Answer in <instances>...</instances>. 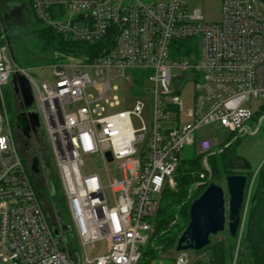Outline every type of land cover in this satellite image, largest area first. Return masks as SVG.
Returning a JSON list of instances; mask_svg holds the SVG:
<instances>
[{
    "label": "built area",
    "instance_id": "built-area-1",
    "mask_svg": "<svg viewBox=\"0 0 264 264\" xmlns=\"http://www.w3.org/2000/svg\"><path fill=\"white\" fill-rule=\"evenodd\" d=\"M30 2L54 32L100 47L93 48L95 57L74 53L36 67L48 71L40 78L14 62L0 34V264H140L150 240L142 233L152 232L183 149L195 144L203 156L200 179L210 172L204 159L213 142L196 140V132L217 124L235 139L253 134L250 103L264 99V6L220 0L219 20L208 23L189 9V0ZM15 73L29 84L38 140L45 152L50 145L55 162L66 209L64 221L55 210V224L4 103L2 88ZM258 116L256 132L264 118ZM60 219L68 232L62 233ZM96 243L104 245L102 254L89 259L85 249ZM187 263L185 253H177L175 264Z\"/></svg>",
    "mask_w": 264,
    "mask_h": 264
},
{
    "label": "rangeland",
    "instance_id": "rangeland-1",
    "mask_svg": "<svg viewBox=\"0 0 264 264\" xmlns=\"http://www.w3.org/2000/svg\"><path fill=\"white\" fill-rule=\"evenodd\" d=\"M145 2H150L152 0H142ZM16 9H20L21 12L16 15ZM189 9H198L200 11L201 17L204 22H217L220 18V0H189ZM12 14V18L16 17V22L11 23V36L14 39L15 42L20 43L19 49L21 50L22 54H20L21 62L24 63L23 66H20V64H17L20 67H23L28 70V73L35 77H42L44 75L48 76V71L43 70L39 71L38 69H35L40 65H31V63H26L27 60H29L28 55L29 52L33 51L31 47L28 45L25 46L23 43L24 38H22L23 32L20 29L19 26H22L25 23V15H29V11L27 8L24 9V0H0V14ZM20 14V16H18ZM23 14V15H22ZM22 15V16H21ZM15 27V28H13ZM18 30H17V29ZM73 54V53H72ZM20 62V63H21ZM46 76V77H47ZM114 85L119 87V90L116 92V96L118 99L122 98V83L120 81L114 82ZM2 94L4 103L6 105L7 113L10 120V125L12 130L14 131V136L16 139V143L19 149V152L25 161L26 164L30 165V160L32 157L36 156L39 161V174L33 175V182L35 185V188L37 190L38 196L42 202L43 208L47 216L49 217L51 223L55 224V210H57L59 213L63 212L64 217L66 218V209L63 207L62 204V197H61V189L58 188L56 178L54 177L56 173V167L55 162L51 154V148L48 143H46L45 150L43 146L40 144L38 140V146H36L32 140L26 139L20 132H18L15 129V116L20 112L19 102L17 98L14 97L12 87L10 83H8L6 86H3L2 88ZM189 89L182 93V100L184 108H189L190 101H189ZM144 106L146 108L150 107V101L144 100L143 101ZM251 111L256 116L252 120V122H249L248 125L250 126V129L253 134H245L239 136V138L236 140L237 137L236 134H231L228 130H225L221 127H219L217 124L210 125L208 129L201 128L196 132V140L201 137H207L211 139L213 142V148L209 156H207L204 160H206L208 167H209V174L205 175L203 179L199 178V175L201 173H204L202 168V159L203 156H199L196 145H188L186 146L182 151V160L185 162V167L192 169L190 172L193 175V182L192 186H190L187 190V197L185 200L177 206L173 210V214L171 217V220L169 221L167 227H171L173 225L178 224L179 227L181 225L187 226V216H183L182 212L188 213V207L193 199V190L197 187L203 186L210 178H212V172H214L216 169H218L223 160L225 158H228V155L230 153H235L236 155L243 157L249 164L250 170H253V173L250 175H247L249 178L246 183V191H245V205H244V211L242 215V221L239 228L238 236L236 237V243H239L240 234L243 227V222L245 218V212L247 208L248 203V197L251 192V189L253 187L255 176L264 162V118L261 120L260 128L256 132V119H259L258 115H264V99H261L259 101H253L250 103ZM120 109V108H118ZM263 111V112H262ZM144 121L146 122L145 117L143 116ZM134 127H136V124H133ZM2 134H6L5 128L2 130ZM233 141V142H232ZM237 141V142H236ZM231 142L227 146V151L223 152L222 149L225 147L223 146L226 143ZM227 145V144H226ZM223 146V147H220ZM220 147V148H219ZM223 155V156H222ZM199 156V158H198ZM194 162L192 166L188 165L189 162ZM183 162V161H182ZM188 162V163H187ZM48 163V166H47ZM199 163V164H198ZM193 167H196V171L193 170ZM49 168V169H48ZM93 169L94 165L89 164L87 166V169ZM238 172V171H236ZM177 171L172 177V188L166 187L169 189H173L176 186V176ZM246 176V174H245ZM224 176L223 173H221L217 178H215L212 182L215 183L218 186L224 187ZM165 188V189H166ZM156 200H158V196H154ZM197 198V197H196ZM168 203V196L163 195L161 198L159 205L161 209H164L167 206ZM171 213V210H169ZM181 211V212H180ZM168 213V212H167ZM166 213V215H167ZM169 214V213H168ZM165 212L161 213V216L165 217ZM186 215V214H185ZM160 213L158 211V217L152 226V232H146L142 233V235L149 236V239L144 245H143V254L142 264H175V260L177 257V253L173 250L163 251L155 255L156 251H159L161 248V242L159 241V238L163 233H165V229H163V225L159 226L160 221ZM162 217V218H163ZM159 218V219H158ZM161 218V219H162ZM184 230V229H183ZM182 230V231H183ZM181 231V232H182ZM226 231V230H224ZM180 232V233H181ZM227 232V231H226ZM151 233V234H150ZM180 235V234H179ZM224 234H217L212 237V249H216L220 243H222V240L224 239ZM177 241V240H176ZM210 242V240H209ZM103 244L96 243L93 248L87 246L85 249V253L88 256V258H93L97 255L102 254L103 250ZM186 257L188 258L187 264H204L207 262V260L210 258V251H204L202 253H194L192 251L184 252ZM151 254V255H150ZM236 259V250L234 252V258ZM234 262V261H233ZM233 264V263H232Z\"/></svg>",
    "mask_w": 264,
    "mask_h": 264
},
{
    "label": "trees",
    "instance_id": "trees-1",
    "mask_svg": "<svg viewBox=\"0 0 264 264\" xmlns=\"http://www.w3.org/2000/svg\"><path fill=\"white\" fill-rule=\"evenodd\" d=\"M259 2L264 6V0H259ZM25 8H27L30 13L27 16L25 15V23L19 27L23 32L22 38H24V45H28L33 50L32 52H29V60H27L26 63H31V65L34 66L37 64L45 65L50 62L67 59L74 53H89L93 54L92 57H95L94 52L96 50L93 48L100 47V44L90 45L88 43L74 41L62 34L54 32L51 28L47 27L44 23H42L35 17L31 8L30 0H24V9ZM20 12V9H16V15ZM18 16H20V14ZM14 20H16V17L12 18L11 13L5 14L4 16L0 14V34L3 32L14 62L20 64V66H23L24 63L21 62L22 56L20 55L22 54V52L19 49L20 43L15 42L10 34L12 32L11 23L16 22ZM2 42L3 41L0 39V43ZM226 144H224L223 146H225ZM225 151H227L226 148L222 150V154H224L223 152ZM184 162L185 161L181 159L180 165L177 169V173L175 176L176 186L173 189L166 188L162 191L161 198L163 197V195L168 196V203L164 209H161L160 205L158 206L156 219L158 217L159 211V226H162V224H164L163 229H165V233H163V235H161L159 238V241L161 242L160 250L156 251L155 255L150 254L152 257L156 256L160 252L173 250L175 248L176 240L180 232L185 228L184 225H181L179 227L178 224L167 227L169 221L171 220L173 210L185 200V198L187 197V190L190 186H192L191 184L193 182V175L191 173H187L192 169L186 168ZM193 163V161L189 162L188 165L192 166ZM193 170L196 171V167H193ZM221 173H223L224 176H245L246 174L245 177L247 183V180L250 177H248L247 175L252 174L253 170H250L248 162L243 157H240L235 153H230L228 155V158H225L223 160L221 166L214 172H212V178H210L203 186L197 187L193 190V199L198 197L206 188L207 184L212 182ZM248 198L249 199L239 243H236V237L238 236L239 231L237 232L236 237H230L226 231H223L218 234H224L225 237L222 240V243H220L219 246L214 250L212 249L213 236H210V242L205 248L199 251H192L196 254L202 253L204 251L211 252L210 258L204 264H264V162L260 166L255 176L253 187ZM169 210H171V213ZM162 212H165V215L167 212L169 214L167 213V215L163 217L161 216ZM182 214L183 216H187L186 211L182 212ZM61 219L63 221L65 220L63 212H61ZM235 250L236 259L233 260ZM142 262L143 259H141L140 264H142Z\"/></svg>",
    "mask_w": 264,
    "mask_h": 264
},
{
    "label": "water",
    "instance_id": "water-1",
    "mask_svg": "<svg viewBox=\"0 0 264 264\" xmlns=\"http://www.w3.org/2000/svg\"><path fill=\"white\" fill-rule=\"evenodd\" d=\"M13 94L20 99V112L15 116V128L38 146L40 122L35 112L30 111L32 95L26 78L18 73L9 81ZM31 135V136H30ZM233 142V141H232ZM231 144L228 143L223 149ZM222 149V150H223ZM109 158V154H107ZM110 159V158H109ZM29 170L33 175L39 174L38 158L32 157ZM246 177L244 175H228L224 178V187L213 182L207 184L203 192L191 201L188 207V223L177 238L174 251L176 253L199 251L209 244V237L227 231L230 237H236L242 221L245 205ZM62 233L69 227L62 224ZM55 235L58 230L53 228ZM71 238V235H68ZM76 264V261H73Z\"/></svg>",
    "mask_w": 264,
    "mask_h": 264
},
{
    "label": "flooded vegetation",
    "instance_id": "flooded-vegetation-1",
    "mask_svg": "<svg viewBox=\"0 0 264 264\" xmlns=\"http://www.w3.org/2000/svg\"><path fill=\"white\" fill-rule=\"evenodd\" d=\"M16 129V128H15ZM17 130V129H16ZM18 132H20L19 130H17ZM40 131V130H39ZM21 133V132H20ZM40 133L38 132V135H39ZM31 136V135H30ZM39 138V137H38ZM29 140H32V137H30L29 138ZM226 146V145H225Z\"/></svg>",
    "mask_w": 264,
    "mask_h": 264
},
{
    "label": "crops",
    "instance_id": "crops-1",
    "mask_svg": "<svg viewBox=\"0 0 264 264\" xmlns=\"http://www.w3.org/2000/svg\"><path fill=\"white\" fill-rule=\"evenodd\" d=\"M18 97V96H17ZM19 98V97H18Z\"/></svg>",
    "mask_w": 264,
    "mask_h": 264
}]
</instances>
